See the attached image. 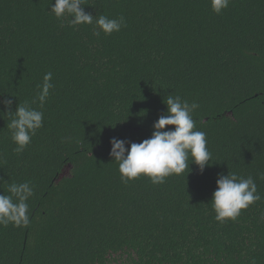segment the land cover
<instances>
[{
  "label": "trees",
  "instance_id": "1",
  "mask_svg": "<svg viewBox=\"0 0 264 264\" xmlns=\"http://www.w3.org/2000/svg\"><path fill=\"white\" fill-rule=\"evenodd\" d=\"M54 3L0 0V100L31 103L49 71L55 86L32 104L44 127L22 154L0 103V194L35 186L30 226L0 227V264H264V199L223 224L211 207L218 174L252 176L264 196V0L221 15L210 0H85L125 17L98 37L57 20ZM169 94L199 104L211 164L122 183L110 140L150 138Z\"/></svg>",
  "mask_w": 264,
  "mask_h": 264
},
{
  "label": "clouds",
  "instance_id": "2",
  "mask_svg": "<svg viewBox=\"0 0 264 264\" xmlns=\"http://www.w3.org/2000/svg\"><path fill=\"white\" fill-rule=\"evenodd\" d=\"M231 3V0H210L211 10L221 15ZM85 0H55L50 12L67 26L76 28L80 25H92L93 34L110 36L126 27L125 17L109 18L104 14L93 16L85 11ZM53 73L47 72L43 82L38 84L36 96L31 103L19 102L15 111H11L12 99L0 100L7 109L10 123L7 125L12 142L16 145L14 151L22 154L32 143V138L38 130L44 127V112L33 107L39 101L42 109L49 98ZM13 96V95H11ZM15 97V96H14ZM167 111L161 114L153 123L150 138L140 143L129 142L113 137L110 140V157L118 164L122 183L148 177L152 184L162 185L172 175H182L190 171L189 164L194 163L203 173L206 166L212 162V152L209 150L207 134L196 130L193 118L199 104L189 103L180 95L169 94L164 100ZM166 126L174 128L166 129ZM126 147V145H129ZM189 161H191L189 163ZM264 179V173L259 174ZM216 190L212 194L211 207L215 212V220L221 224L235 221L242 210L264 199L258 192L256 180L247 178L235 172L227 175L218 174ZM8 194H0V227L10 224L17 228H27L31 224V209L29 199L35 195V186L31 181L13 182L7 187ZM264 219V216H262Z\"/></svg>",
  "mask_w": 264,
  "mask_h": 264
},
{
  "label": "water",
  "instance_id": "3",
  "mask_svg": "<svg viewBox=\"0 0 264 264\" xmlns=\"http://www.w3.org/2000/svg\"><path fill=\"white\" fill-rule=\"evenodd\" d=\"M64 175H67V173L65 172Z\"/></svg>",
  "mask_w": 264,
  "mask_h": 264
}]
</instances>
